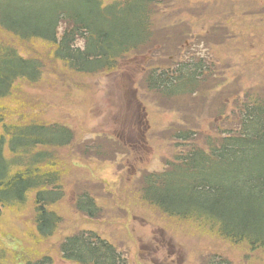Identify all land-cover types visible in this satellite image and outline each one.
<instances>
[{
	"label": "trees",
	"instance_id": "trees-1",
	"mask_svg": "<svg viewBox=\"0 0 264 264\" xmlns=\"http://www.w3.org/2000/svg\"><path fill=\"white\" fill-rule=\"evenodd\" d=\"M183 1L0 0V264H54L47 248L64 224L57 207L66 198V172L72 169L65 152L80 162L88 154L89 164L114 162L113 145L101 139L83 143L68 124L49 123L45 97L33 98L29 91L55 86L66 93L82 92L84 78L104 77L124 61L157 52L161 38L171 44L174 33L184 36V26H189L181 19L185 12L180 7L185 11L187 3L186 10L195 9L190 0ZM199 3L196 10L202 12L195 10V19L208 21L212 30L243 25L264 55V12L255 7L257 1ZM176 53H167L157 64L152 59L148 91L159 102L175 99L183 110L186 103L181 100L191 99L193 112L186 120L210 103L217 116L211 125L214 134L198 143L193 128L172 125L177 145L190 146L189 152L176 151L163 173L144 174L135 195L174 220L171 225L191 223L199 233L207 231L231 248L244 246L259 253L251 264H264V73L258 74V83L246 85L244 65H237L241 75L235 90L224 91L211 80L216 76L211 61L181 62L183 55ZM260 63L259 70L264 60ZM57 105L58 111L81 120L72 108ZM82 185L88 186L75 192L71 209L83 219L104 223L134 214V202L116 197L104 185L76 187ZM106 192L109 196L103 197ZM30 208L32 215L25 219L28 245L21 246L6 228L4 214L23 218ZM184 233L197 239L195 233ZM8 240L16 241L14 247ZM57 252L70 264H134L93 231L75 230L63 238ZM204 264L232 262L214 255Z\"/></svg>",
	"mask_w": 264,
	"mask_h": 264
},
{
	"label": "rangeland",
	"instance_id": "rangeland-1",
	"mask_svg": "<svg viewBox=\"0 0 264 264\" xmlns=\"http://www.w3.org/2000/svg\"><path fill=\"white\" fill-rule=\"evenodd\" d=\"M190 1L195 9L191 7L186 10L190 7V4L187 3H184L185 11L181 10V7L179 9V11L185 12L181 17L182 21L189 23L188 27L184 26V36L174 33V38L173 36L169 37L173 38L171 44L168 42L169 45L162 38L157 40V52H147V56L122 62V66L112 75L100 79L84 78V81L81 82L82 92L70 91L66 93L55 86L47 91L30 90L29 93L33 98H40L43 101L45 97L47 103L46 115L49 123L70 125L73 131L75 130L77 135L82 137L83 142H86L87 137L84 135L87 132L91 133L92 137L107 134L114 139L122 141L121 138H123L124 141H127V138L123 137L124 130L121 133L118 125L121 104L126 99L124 92L132 91L136 81L145 78L149 69L154 68L150 65L152 59L157 64L164 59L167 53L173 56L177 54L176 52L182 54L183 60L181 62L186 60L211 61L212 67L209 66V68L212 75H216L211 76V80L215 82L216 87L219 86L224 91H229V88L235 90L237 78L241 75L237 65L241 64L244 65L242 69L243 77L245 80L248 79L246 85L251 81L254 82V85L258 83L256 82L258 74L264 73V67L259 70L264 55L261 48L253 45L254 39L250 32L245 30L243 25H237L234 28L231 24L228 25V28L223 26V30L210 29L208 21L197 20L192 15L196 9L201 7L199 2L205 4L210 1L211 6H214L213 0ZM255 1L258 2L255 7L262 8L260 12H264V0ZM239 2L240 0H236L237 4ZM239 7L240 5H237L236 9L239 10ZM201 10H196V12H202ZM247 12L255 11L248 10ZM177 19L180 20V16ZM248 23L250 24L251 21ZM181 27L183 28V26ZM249 34L250 36H248ZM149 58L151 59L148 61ZM144 69L147 71L144 72ZM83 85H86L87 88L84 89ZM142 89L145 91L141 92L142 95L145 93L150 96L154 95L147 91L145 84L142 85ZM222 89L220 91H223ZM226 97L225 94L224 98ZM181 101L189 105V112L193 111L190 106L192 100ZM57 104L72 108L75 114L82 115L81 120L69 117L67 112L58 111ZM177 107V104L168 103L165 105V109H177ZM215 115L214 110L212 112H202L201 108L197 110L195 131L198 135L196 139L198 143L203 141L204 136L214 134L211 125L213 119L217 117ZM169 117L164 110H161V115L155 114V116H152L150 113V115L144 116L147 126L160 123L162 127L169 123L171 119ZM183 147L180 148L182 151L186 149ZM136 150L137 153L131 156L130 159L119 157L113 164L109 162L89 164L85 159L86 157L90 159L88 154H84L80 162L76 157L71 156L68 151L64 153L63 158L72 166V169L71 167L70 169L67 168L66 172V198L57 207L64 218V224L47 248L53 254L54 264H70L62 261L57 252V247L63 238L75 230L98 232L121 247L122 251L130 253L134 264H204L209 257L214 255L222 256L223 259L232 262V264H251L252 258L260 255L244 246L231 248L207 231L202 233L199 228L200 234L197 227L191 223H180V227L171 225L174 220L170 221L167 219L168 217H162L159 213L140 202L135 195L137 183L142 179L141 172L138 173L137 170L149 169L152 166L149 171L159 172L162 170V166L157 159V153L149 146L139 147ZM162 153L164 151H161ZM156 160L157 163L155 164ZM78 183L102 184L106 187L105 189L111 190L110 192L116 197H121L128 203L134 202V206L137 205L139 213L128 218L121 216L104 223L85 220L71 209L72 196L75 195V192L81 193L88 186L82 185L79 188L76 187ZM102 195L103 197L109 196L108 192L102 193ZM13 213L4 214V216H7L6 219L9 223V227L6 228L15 239L20 241L21 246H27L29 229L25 219L31 217L32 210L31 208L26 209L23 218L15 217L12 215ZM73 225L76 229L73 228ZM178 230H180L178 234L171 232ZM184 232L195 233L197 239ZM15 242L14 240H8L7 243L12 244L14 247ZM165 247L170 249V253L165 251Z\"/></svg>",
	"mask_w": 264,
	"mask_h": 264
}]
</instances>
